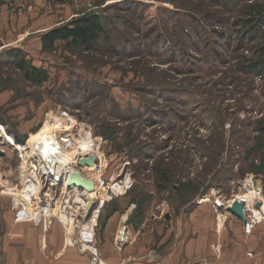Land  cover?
I'll return each instance as SVG.
<instances>
[{
    "label": "rangeland",
    "instance_id": "1",
    "mask_svg": "<svg viewBox=\"0 0 264 264\" xmlns=\"http://www.w3.org/2000/svg\"><path fill=\"white\" fill-rule=\"evenodd\" d=\"M89 14L102 25L93 45L58 39L44 47L43 34ZM15 52L47 80L33 81L30 69L26 77ZM56 119L57 136L70 132L78 143L87 133L98 154L89 168L78 165L82 145L68 150L74 168L98 175L92 194L101 262L127 264L112 262L123 246L121 226L148 230L146 253L159 258L147 263L249 264L245 256L259 251L254 239L263 231L245 234L228 210L217 226L216 205L245 194L246 176L263 190L254 206L264 205V0H0V125L24 145ZM0 157V264H38L36 256L51 255L64 238L63 228L52 219L43 232L14 219L12 198L26 186L21 157L4 141ZM124 175L132 181L124 194L102 191ZM82 189L63 198L80 203ZM115 211L114 230L102 237ZM217 237L227 245L232 238L224 251L235 263L215 259L209 245ZM68 246L90 260L88 251Z\"/></svg>",
    "mask_w": 264,
    "mask_h": 264
},
{
    "label": "built area",
    "instance_id": "2",
    "mask_svg": "<svg viewBox=\"0 0 264 264\" xmlns=\"http://www.w3.org/2000/svg\"><path fill=\"white\" fill-rule=\"evenodd\" d=\"M1 127L2 128H0V132H2L4 129L3 126ZM52 132L56 136L55 139L61 144H65L67 147L75 143H73L71 139L70 132L62 133L59 136H57V134H59L60 132H56V130H52ZM68 139L70 140V143L68 142ZM0 141H4L1 134ZM18 145L19 146H14L18 149L19 156L21 157L19 173L22 176L23 184L26 186L24 188V191L22 192V197H19L16 194L12 198L13 204L16 206L14 219L16 221H31L34 224H38L43 232L47 230L51 220L54 219L63 225L66 236L67 234H69V228L71 226H75L78 230V234L75 238L67 237L66 244L78 245L82 251H88L91 255L89 264H100L101 260L98 257L97 248L95 245V226L97 224V217L99 213V208L96 207L97 205L95 207L92 206V209L88 208L89 205L86 201L87 193L83 189L82 190L84 191V193H82V199L80 200V203L70 202L68 196L66 198H63L65 190L76 191L79 189V186L72 184L67 186L66 183L62 180L56 181L54 178V174H52L51 177L46 174V165L44 164L41 155V145L37 144L36 141L34 143L33 141H31L30 143H24V145ZM29 146L32 147V150L31 148H29ZM27 149H30L29 154H26ZM93 153L95 155V160L93 165H87L89 166V168L95 167L97 160L99 159L98 154L95 151H93ZM87 154L88 152L85 149V151H83L78 158L87 157L89 155ZM75 159L76 157L72 158V166L77 164V159ZM1 164L2 161L0 157V169ZM74 171H78L81 175L79 170H73L70 172ZM3 176L4 173L2 170H0V179H2ZM124 177L118 183L112 184L105 189H102V191H108V188H110V190L116 194H124L132 186V181H130L129 176L124 175ZM28 184H30L31 186H29ZM42 186L46 187L47 191H43L40 196L34 197V194L40 193L43 190ZM242 186L244 187L246 193H249V195L245 193L241 196H234L230 201H227L226 203L219 202L223 207V210L221 211H218L220 204L216 205V212H218V214L216 215L218 223L217 226H219L220 223L223 222V219H225L227 215H229V213L227 212V208L231 206L233 201L242 200L244 202L243 214L245 217L242 226L243 231L245 234H251L257 224L264 222L263 203L259 208H256L254 206L255 198H261L263 201V190L260 186V183L253 176H246L242 180ZM59 188H62V191L57 194L56 190H58ZM52 190L55 191V196L52 198V200L46 199V197H48L50 193H52ZM48 191H50V193ZM250 196L253 197L251 198ZM40 197L43 198V201ZM102 199L103 197H101L99 205ZM93 201L94 204L97 202L95 198L93 199ZM19 204L21 205L20 207H18ZM116 240L120 244H122L118 240V237H116ZM248 254L251 255V252H249ZM142 258H146L148 260L157 259L159 258V253L157 251H151L145 254Z\"/></svg>",
    "mask_w": 264,
    "mask_h": 264
},
{
    "label": "crops",
    "instance_id": "3",
    "mask_svg": "<svg viewBox=\"0 0 264 264\" xmlns=\"http://www.w3.org/2000/svg\"><path fill=\"white\" fill-rule=\"evenodd\" d=\"M116 213L117 211H115L114 213L115 215L113 214L109 222L106 223L105 226L103 227V230L101 232L102 237H108L109 235L112 234L114 230V224L118 221V216H117L118 214L116 215ZM263 224L264 222L257 224V226L253 229L251 233V234L256 235L258 233L260 234L263 231L260 238L257 239V242H256V238L254 239L255 245L260 248L259 251L256 252L254 256H253V252L251 253V255L245 256L246 261L250 262L249 264H264V225ZM125 227L127 229L126 238L124 239L125 244H123L122 249L119 250V252L113 256L112 262H125L127 264L128 263L129 264H158L156 262L147 263L145 261H147L148 259L142 258L145 254H147L146 252L150 250V249L146 250L147 242L143 243L146 235L148 234L147 232L148 230H146L145 228L144 229L140 228V230L138 229V231L137 230L134 231L133 229L127 226ZM241 230H242V221H241ZM117 235H118V232H117ZM231 239L232 238H230L229 244L232 243ZM198 240L200 241L199 238H197V241ZM223 240L224 239L220 240V238L218 239L217 237L213 241L212 245H209L212 247L213 251H215L214 252L215 259H216V256L217 257L219 256L222 262L235 263L236 258L233 256L232 251L230 252L229 255H227V251H224V248L226 247L227 243L223 242ZM233 243L234 245L235 244L239 245L236 240H234ZM202 245L205 246V243L202 242ZM220 252H222V254ZM36 259L38 261V264H88V261H89L88 255L79 252L78 249L73 246L65 245L64 238L62 239L60 237L57 240V243L52 246L51 255L40 254L36 256Z\"/></svg>",
    "mask_w": 264,
    "mask_h": 264
},
{
    "label": "bare ground",
    "instance_id": "4",
    "mask_svg": "<svg viewBox=\"0 0 264 264\" xmlns=\"http://www.w3.org/2000/svg\"><path fill=\"white\" fill-rule=\"evenodd\" d=\"M59 122L60 121L58 119H56L51 124H44V127L42 129L40 128L38 130V133L36 131L35 133L30 134V136H31L30 142L33 141V143H34L36 141L37 144L41 145V151H42L41 155H42V158H43V162L46 165V168H45L46 174L48 176H50V177H51L52 174H54V178H55L56 181L62 180L63 182L66 183L67 186H69V180H70V177H71V174H72V172H70V171L77 170L71 164L73 162V160L71 158L72 155H71L70 152L73 150V154H74L75 151L78 149V145H82L81 149L82 150L88 149L87 152H88L89 155L88 154L87 155L88 156L92 155L94 157L95 156L94 153H93V147L94 146H93V144H88L87 133H83V138H82V140L80 142H78V143L75 142L74 144H71L68 147L65 144H61L60 142H58L55 139L56 136L52 132V130H53L52 128H54V130L60 128V125L58 124ZM45 123H47V122H45ZM66 125L67 124H65V127H68ZM45 127H47V128H45ZM0 128H2V127L0 126ZM62 128H63V126H62ZM0 134L2 136V139L5 142H7L8 144H13V139L11 138L10 135H8L5 132V129H3V131L0 132ZM68 142L70 143V140ZM16 146H19V145L17 144ZM68 150H70V152ZM76 172H78V171H76ZM80 173H81V175L80 174L79 175H80L81 178H85V180H88V181H90L92 183L94 182V179L96 177H98V175L95 172L92 175H90L89 178L84 176L83 172L80 171ZM28 185L31 186L30 184H28ZM73 185H75V184H73ZM93 189H94V185H92L91 188H86V187L83 188V190L85 192L88 191L90 193V194H87V196H86V201H87L89 206H90L89 199H91L92 202H94L93 201L94 197H93V194H92L93 193ZM59 224L63 228L64 244L67 245L66 244L67 237L75 238L73 235H71L70 230L75 231L76 227L75 226H71L69 228V234H67V236H66V233L64 231L63 225L60 222H59ZM122 227L123 226H121L119 231H118L119 232V236L117 235L118 240L120 239V230H121ZM100 264H105V263L100 262Z\"/></svg>",
    "mask_w": 264,
    "mask_h": 264
},
{
    "label": "trees",
    "instance_id": "5",
    "mask_svg": "<svg viewBox=\"0 0 264 264\" xmlns=\"http://www.w3.org/2000/svg\"><path fill=\"white\" fill-rule=\"evenodd\" d=\"M101 31L102 25L99 23L98 17L89 14L76 18L65 26L51 29L41 36V41L44 47L52 46L58 39L69 40L71 43H77L78 45L91 46L97 41ZM14 55L18 56V52H15ZM14 62L18 68L24 71L26 77H28L27 70L30 69L33 74V81L40 83L47 80V75L43 70L29 66L23 57L18 56V59H15Z\"/></svg>",
    "mask_w": 264,
    "mask_h": 264
},
{
    "label": "water",
    "instance_id": "6",
    "mask_svg": "<svg viewBox=\"0 0 264 264\" xmlns=\"http://www.w3.org/2000/svg\"><path fill=\"white\" fill-rule=\"evenodd\" d=\"M94 163V157L92 155L88 156V157H84L81 158L78 162V165L82 166V165H93ZM70 184H75L78 185L81 188H91L92 187V182L85 180L83 178L80 177L79 173L74 171L71 174L70 180H69V185ZM90 202V206H88L89 209H91V207L93 206V202L91 199H89ZM259 203H256V207H259ZM243 206H244V202L242 200H234L233 203L231 204V206H229L227 208V210L229 212H231L234 216L238 217L240 220L244 221L245 217L243 214ZM127 229L125 226H123L120 230V239L119 241L123 244H125L124 241V235L126 234Z\"/></svg>",
    "mask_w": 264,
    "mask_h": 264
}]
</instances>
